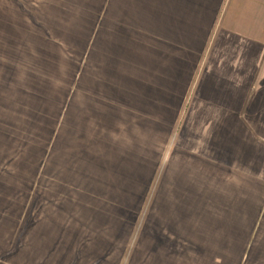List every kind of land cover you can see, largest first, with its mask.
<instances>
[{
	"label": "rangeland",
	"instance_id": "1",
	"mask_svg": "<svg viewBox=\"0 0 264 264\" xmlns=\"http://www.w3.org/2000/svg\"><path fill=\"white\" fill-rule=\"evenodd\" d=\"M249 1L224 0L219 14L191 19L198 4L192 0H0V181L9 197L19 191V203L32 207L36 195V203L52 195L53 207L67 202L56 213L73 208L109 225L101 233L109 239L106 251L112 248L108 264L120 262L119 254L121 264L154 263L152 250L158 257L166 251L167 264L193 260L155 249L147 236L150 230L177 236L172 243L178 250L197 241L203 227L205 242H215L206 239L211 197L228 205L225 220L235 229L244 218L251 241L264 252V231L262 238L258 231L264 182L251 169L256 156L246 157L248 170L238 174V157L221 154L223 129L231 127L218 126L214 117L227 96L219 92L236 82L224 77L231 73L226 67L218 77L208 72L215 70L208 66L214 44L227 31V5L243 21L262 9ZM175 10L188 15L179 44L172 30L152 20L159 11L173 17ZM207 41L206 55L198 56L202 64L185 66L192 68L188 79L173 66L175 79L167 83L162 52L170 47L178 56V44L197 55ZM212 108L213 118L205 117ZM179 115L190 120L187 126ZM260 160L264 169L263 154ZM213 168L225 172L213 174ZM238 176L248 178L246 188L235 186ZM30 210L22 211L25 218ZM212 214L215 227L221 214ZM52 217L62 225L60 214Z\"/></svg>",
	"mask_w": 264,
	"mask_h": 264
},
{
	"label": "crops",
	"instance_id": "2",
	"mask_svg": "<svg viewBox=\"0 0 264 264\" xmlns=\"http://www.w3.org/2000/svg\"><path fill=\"white\" fill-rule=\"evenodd\" d=\"M192 1L198 3L199 7L196 4L194 5L195 11L188 14L191 19L208 14L217 15L221 10L220 6L222 8L224 3V0H212L210 3L208 1L205 2L207 4L204 5V0ZM253 1L257 7L261 6L262 13L260 12L259 15L255 14L250 19L246 18L243 21L239 20L237 12L233 10L234 8L231 9L233 4L229 3L227 5L229 22L227 31L223 32L224 38H217V42L214 44L215 47L209 55L208 66L215 70H207L211 72L210 75L213 74L211 77H218L222 75L218 69L226 67L231 73H227L224 77L228 76L232 82H236L235 86L227 88L225 92H219L227 94V96L224 97L225 105L221 106L220 113L214 115L215 118L217 115L219 116L218 126L231 127L223 129L225 137L220 140L223 151L221 154L226 159L227 157H238L237 165L234 167L238 174L241 173V170L246 172L248 170L245 167V158L251 155L256 156L254 157L255 163L250 168L254 170L255 174H258V176L254 175V178H260V182H264V174H262L264 169L260 160V156L264 155V30H256L264 27V2L260 1V3H257L255 0ZM249 3L256 6L251 0ZM175 11L177 13L173 17L166 13L162 15L159 11V15H154L152 20L156 18L158 25L164 29L163 31L169 32L172 30L179 44V37L182 38V34L186 31H183L184 26L182 24L183 22L188 23L186 18L188 15L182 16L180 10ZM252 11L254 12L253 9ZM148 18L151 24L150 14ZM211 23L210 26L214 27V22L212 21ZM178 44L176 46L178 56L177 54L174 56L170 54V47H168V50L163 48L167 52H162L164 61L162 64L167 65V68L160 70V72L161 75L165 74L168 76L169 74L166 80L167 83H171L170 81L175 79L174 75H170L173 72V69L170 68L173 66L177 67L176 70L179 74L180 72L185 74L184 80L188 79L187 73L191 72L192 68L185 69V66L189 63H193L196 66L200 63L202 64L198 56L203 51L205 53L208 41L203 46L200 45L201 48H197V55L193 54L190 48L186 49ZM152 46L151 43L150 47L152 48ZM174 58L175 61L173 62ZM220 62L224 65H221ZM228 104L233 106H228ZM211 111H215V108L210 109V113L203 111L205 117L213 118V112ZM181 117L179 115L177 121ZM189 121V119L185 120L182 117L180 124L185 127ZM212 121L209 122L210 126L215 124ZM247 125H252V128L248 130ZM177 126L179 125L177 124ZM223 143L227 145V148H225ZM212 170H214L213 174L225 172L223 169L219 170L218 168H213ZM243 177L238 176L233 181L235 186H239L238 188L247 187L248 178L245 179L246 176L245 178ZM6 186L0 181V264H108L107 259L112 254L110 253L112 248L106 251L107 240L109 239L101 233L106 232L107 229L110 230L109 225L105 226L97 219L90 221L85 217V213L75 212L73 208L67 209L65 207V214L63 212L56 213L55 211H62L67 202L63 200L59 206L54 205L53 207L52 201H50L52 200L50 196L53 198L52 195H48L47 200L40 199V203H36V195L35 201L32 202V207L29 204H25L24 201L19 203V191H16L11 198L9 197V192L6 193V191L10 190ZM197 197L199 198V196ZM209 199L214 202L209 203L207 208L209 216L207 225L210 224L211 231L206 239L211 240L214 238L215 242H205V230L202 227V232L197 241L195 240L194 243L191 242L189 244L185 243L187 245L185 248L179 245L178 247L183 249L174 250L173 248L177 246L172 241L177 236L174 238L170 234L165 235V233L160 236L154 235L153 231L150 230V236H147V238L153 240L154 248L159 250L160 247H166L169 248L170 252H176L178 258H194L187 263L182 261L181 264H264V252H261L260 249L257 250V244L251 241L252 232L249 225L244 227V218L241 219V223H237L235 229L233 223L225 220L229 214L226 210L228 205H218L217 202H220L219 197H211ZM215 201L216 205L214 204ZM42 207L43 211H46V216L41 214ZM214 207L215 209H213ZM28 208L31 210L28 212V217L25 218L22 211ZM180 208H183V205H180ZM77 209L82 212L87 211L85 208L76 207ZM222 210L227 214H223ZM212 213L221 214V219H215L217 222H215V227L213 226L214 222L211 220V217L214 216ZM53 214H60L62 219L61 226H58L59 223L52 217ZM174 214L172 212V215ZM33 219L34 223L27 226ZM259 219L260 216L258 215V222H260ZM222 221H224V224H222ZM263 223L264 217L258 229L261 238L264 231ZM166 227L167 231H170V222L168 220H166ZM179 236L178 242L182 240ZM113 238L118 240V237ZM184 241L186 242V240ZM262 242L264 243V238ZM166 253L165 251L164 255L160 254L161 257H158V251H150L148 257L152 256L155 262L153 263L151 260L149 262L167 264ZM255 253L258 258L253 255ZM117 256L116 258L120 259V262L117 261L111 264L122 263L123 254ZM156 258L160 259L159 262Z\"/></svg>",
	"mask_w": 264,
	"mask_h": 264
}]
</instances>
